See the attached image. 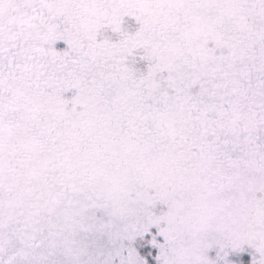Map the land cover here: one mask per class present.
<instances>
[{
    "label": "snow or ice",
    "instance_id": "1",
    "mask_svg": "<svg viewBox=\"0 0 264 264\" xmlns=\"http://www.w3.org/2000/svg\"><path fill=\"white\" fill-rule=\"evenodd\" d=\"M0 264H264V0H0Z\"/></svg>",
    "mask_w": 264,
    "mask_h": 264
}]
</instances>
